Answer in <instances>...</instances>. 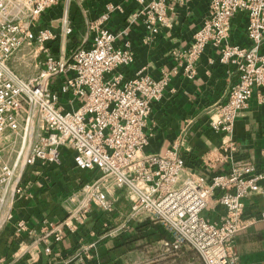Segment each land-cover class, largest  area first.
Wrapping results in <instances>:
<instances>
[{"label": "built area", "instance_id": "obj_1", "mask_svg": "<svg viewBox=\"0 0 264 264\" xmlns=\"http://www.w3.org/2000/svg\"><path fill=\"white\" fill-rule=\"evenodd\" d=\"M61 1L0 0V234L11 223L17 236L38 234L28 221L15 220L16 203L35 198L29 170L61 165L62 150L69 148L76 167L95 176L73 195L71 202L77 206L61 223L44 220L46 253L51 254L52 244L67 233H77L92 206L113 214L114 193L125 190L131 202L126 223L109 229L108 238L130 229L132 221H151L169 235L163 246L170 253L189 247L204 264H238L236 236L264 222V210L257 217L245 216L246 199L257 196L264 201V173L243 166L206 177L188 170L177 150L147 154L145 129L153 104L170 85L171 73L154 79L139 71L126 80L119 72L134 64L135 53L129 44L116 48L118 36L105 26L121 10L112 4L88 26L94 34L91 47L54 56L48 43L56 36L49 29L38 30V25ZM133 1L139 8L130 19L142 20L153 36L173 26L170 13L184 4V0ZM240 13L247 20L248 47L230 40L232 20ZM71 32L66 25V34ZM263 44L264 0H211L209 16L191 45L176 53L178 66L172 72L182 71L189 80L198 75V63L209 45L219 49L223 65L239 72L228 100L216 106L209 122L225 136L227 149L233 146L240 113L248 109L255 89L264 88ZM18 53L35 62L32 78L24 79L10 67ZM67 98L68 104L78 107L69 110L62 102ZM215 206L225 209L219 222L205 215Z\"/></svg>", "mask_w": 264, "mask_h": 264}, {"label": "crops", "instance_id": "obj_2", "mask_svg": "<svg viewBox=\"0 0 264 264\" xmlns=\"http://www.w3.org/2000/svg\"><path fill=\"white\" fill-rule=\"evenodd\" d=\"M210 3L211 0H184L183 5L175 6L170 13L173 26L161 28L160 33L153 36L142 20L130 19L139 8L133 0H62L41 17L38 30L49 29L56 36L48 43L54 56H68L78 48L91 47L94 34L89 32L88 26L102 16L107 5L120 6L121 10L113 13L105 26L118 36L116 48L129 44L135 53V62L119 72L126 80L133 79L139 71L154 79L164 72L171 73L170 85L162 99L153 104L145 129L149 137L146 153L163 155L177 150L188 170L206 177L243 166H255L258 172L264 173V101L261 103L264 88L255 89L248 109L240 113L231 137L233 146L227 149L225 136L216 133L209 122L216 106L228 100L232 86L239 79L236 67L223 65L219 49L209 45L198 63L195 79H187L182 71L172 72L178 66L176 53L191 45L195 33L209 16ZM246 22L243 13L233 18L232 44L249 46ZM66 25L72 29L70 35L66 34ZM261 51L264 53V44ZM62 102L69 110L78 107V103L68 104V98ZM28 176L33 181L31 192L35 198L18 201L14 215L15 220L28 221L38 234L17 236L11 223L0 234V264H124L133 254L138 255L135 248L139 236L143 235L150 236V241L157 240L164 254L176 253H168L163 246L169 235L156 222L132 221L130 229L122 230L119 236H106L109 229L126 223L131 202L125 190L115 191L113 214H105L92 206L86 223L77 233H67L61 242L52 244L51 254L46 253L48 245L41 232L44 220L61 223L77 206L71 202L73 195L95 174L78 169L74 152L64 148L61 165L37 166L29 170ZM245 205L247 218L257 217L264 210V201L257 196L246 199ZM205 215L219 222L225 209L215 206ZM94 243L96 246L90 248ZM235 245L238 264H264V222L259 221L239 233Z\"/></svg>", "mask_w": 264, "mask_h": 264}, {"label": "rangeland", "instance_id": "obj_3", "mask_svg": "<svg viewBox=\"0 0 264 264\" xmlns=\"http://www.w3.org/2000/svg\"><path fill=\"white\" fill-rule=\"evenodd\" d=\"M68 50L69 48H67ZM9 65L24 79H30L36 74L35 62L25 60L23 53L14 56ZM133 227L137 226L134 225ZM139 237L138 246L135 248L138 255L133 254L124 264H204L199 254L192 248L184 247L179 252L168 256L164 254L157 240L150 241V236L146 235ZM135 242L134 244H136Z\"/></svg>", "mask_w": 264, "mask_h": 264}]
</instances>
